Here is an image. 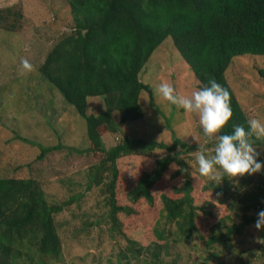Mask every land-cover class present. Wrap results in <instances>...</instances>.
<instances>
[{
    "label": "trees",
    "instance_id": "16d2710c",
    "mask_svg": "<svg viewBox=\"0 0 264 264\" xmlns=\"http://www.w3.org/2000/svg\"><path fill=\"white\" fill-rule=\"evenodd\" d=\"M65 1L71 23L58 34L43 63L38 65V75L85 121L87 146L84 150L91 157L86 189L102 186L100 192L106 197L104 205L111 233L122 232L118 217L131 223L139 213L134 206L117 203L115 190L120 184L126 188V199L134 205L151 206L157 198L160 216H165L166 223L174 222L181 236L188 239L197 231L196 206L191 196L193 185L188 178L181 186L175 183L176 179H184L181 173L185 163L171 153L176 146H190L176 138L170 144L135 138L125 134L122 127L142 119L141 93H146L153 103L152 87L141 81L140 74L165 40L172 42L192 72L196 87L215 78L228 89L233 115L222 131L231 132L232 124L244 123L247 127L251 117L241 108L227 82L226 72L235 58L264 57V0ZM22 19L19 10L0 8L1 30L15 31ZM258 74L264 80V68ZM35 90L34 86L30 91ZM90 97L103 100L105 109L97 115L86 112ZM113 112L119 114V122L113 119ZM108 134H117L120 139L106 146L104 136ZM18 138L36 145L26 138ZM39 147L38 159H41L62 145ZM155 149L168 153L149 160V154ZM128 175L133 179L125 187ZM258 176V182L252 181L251 190L241 196L242 200L249 201L242 221L207 235V245L219 244L225 250L231 246V237L239 234L244 225L255 223L258 211L264 209V168ZM242 179L246 191L247 178ZM234 186L228 178L216 186L210 183L222 196L220 202H224L225 196L238 197L227 192ZM80 196L74 194L60 203L48 202L34 178L0 176V264L61 263L62 244L55 215ZM248 210L253 211L252 216ZM96 224L97 221H92L83 227ZM156 224L153 236L164 240L163 230H158L159 221ZM120 237L124 254L137 259L142 249L137 248L139 242L123 232ZM124 254L120 253L125 257ZM157 260L158 255L153 264H160Z\"/></svg>",
    "mask_w": 264,
    "mask_h": 264
},
{
    "label": "rangeland",
    "instance_id": "374dc122",
    "mask_svg": "<svg viewBox=\"0 0 264 264\" xmlns=\"http://www.w3.org/2000/svg\"><path fill=\"white\" fill-rule=\"evenodd\" d=\"M4 7L19 10L23 19L15 31L0 29V176L34 178L48 202L60 203L74 194L82 195L55 215L63 261L54 264H153L156 255L160 264H264V228L257 230L255 223L244 225L239 234L231 237V246L225 250L219 244L207 245V235L242 221L249 201L242 200L241 196L251 190L252 181L258 182L259 173L243 176L247 178L246 191L242 187V177L228 178L232 183L238 181L237 187H230L227 191L238 197L225 196L224 202H220L222 196L210 187V183L214 182L198 173L194 151L205 139L198 118L171 105L155 91L159 83L168 82L178 95H190L197 85L170 40H165L155 50L140 74L141 81L152 87L153 103H150L146 93H141L142 119L128 127L123 126L122 130L135 138L153 139L165 144L172 143L176 138L190 146H176L171 154L185 163L184 173H181L184 179H176L175 183L181 186L188 178L193 185L191 196L196 206L197 231L188 239L182 237L174 222L166 223L165 216H160L161 206L157 198L151 206L134 205L124 195L126 188L119 184L115 190L117 203L139 210L131 223L118 217L122 232L137 240V248H142L134 259L124 254L122 232H110L111 225L104 205L106 197L100 192L102 186L86 189L91 157L84 150L87 140L83 117L76 114L60 94L38 75V65L43 63L58 34L68 29L71 23L66 1L0 0V8ZM22 59L32 64L30 71L23 68ZM263 68L264 57L248 55L235 58L226 72L227 82L243 111L249 117L261 120H264V80L258 71ZM34 75L35 78L28 79ZM34 86L36 90L30 91ZM28 96H31L30 101ZM104 109L102 98L87 99L88 115H97ZM112 117L119 122L117 112H113ZM17 136L36 145L20 141ZM118 139L120 136L117 134L104 136L106 146ZM212 143L207 145L209 149ZM57 144L62 147L38 159L39 145L52 147ZM167 153L155 149L148 159L153 160ZM261 155V160H264V152ZM129 175L125 187L133 179ZM247 213L253 215L252 210ZM84 221L86 224L97 221V224L83 227ZM156 221H159L158 230H163L166 237L164 240H156L153 236Z\"/></svg>",
    "mask_w": 264,
    "mask_h": 264
},
{
    "label": "clouds",
    "instance_id": "9594fccd",
    "mask_svg": "<svg viewBox=\"0 0 264 264\" xmlns=\"http://www.w3.org/2000/svg\"><path fill=\"white\" fill-rule=\"evenodd\" d=\"M25 70L32 64L22 59ZM199 83V82H198ZM158 96L187 113L195 114L205 139L194 151L198 173L219 185L224 178L243 177L261 172L264 160V120L253 117L244 123L232 124L231 132L222 131L232 117L230 93L215 78L196 87L190 95H178L174 86L161 82L155 89ZM212 143L211 149L207 146ZM238 184V181H233ZM219 195V194H218ZM254 227L264 228V209L257 213Z\"/></svg>",
    "mask_w": 264,
    "mask_h": 264
}]
</instances>
